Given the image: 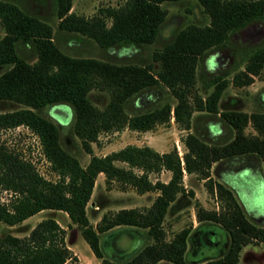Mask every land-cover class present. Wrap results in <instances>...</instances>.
<instances>
[{"label": "trees", "instance_id": "1", "mask_svg": "<svg viewBox=\"0 0 264 264\" xmlns=\"http://www.w3.org/2000/svg\"><path fill=\"white\" fill-rule=\"evenodd\" d=\"M161 1L122 0L116 5H100L89 16L71 11V0H53V4L58 28L77 32L108 48L120 42L152 43L166 14ZM197 1L208 15L207 23H186L151 51L148 62L116 63L61 51L53 41L49 23L14 2L0 0V64L7 65L0 72V99L21 105L0 111V130L27 127L36 135L44 158L56 174L55 179L43 176L21 150L0 140V193L8 192L5 199L0 198V221L13 225L41 209H52L66 217L62 219L66 227L78 228L101 264H186L190 226H182L166 237L163 219L177 194L192 193L183 185L182 175L193 173L219 202L217 209H206L195 200L196 219L214 222L228 233L226 248L199 264H237L243 245L264 243V224L249 220L232 189L211 175L213 163L253 154L261 162L264 180V111L218 107L220 94L229 82L242 86L255 76L264 80V43L252 50L243 67L230 78L211 72L205 83L210 89L205 94L195 84L199 59L208 49L222 46L233 29L264 16V0ZM16 42L29 43L35 59L22 57ZM154 62L158 63L156 67ZM157 87H165L174 101L138 112L125 111L129 98ZM91 89L107 93L105 104L97 106L90 100ZM60 101L72 107V131L89 154L85 164L61 146L58 126L37 111L47 103ZM193 111L217 114L231 128V136L222 143L200 138L190 130ZM170 119L185 131L180 135L184 146L181 154L174 146L158 151L147 144L133 143L102 155L92 151L91 142L102 131L124 127L143 131ZM247 125L252 132H245ZM164 169L169 171L167 180L149 177ZM98 173L103 174L107 187L115 182L120 188L129 185L136 192L154 191L155 195L147 206L104 211L92 224L86 203ZM60 221L45 216L24 235L0 234V264H80L65 243ZM116 225L144 229L150 240L128 258L111 260L103 254L99 233Z\"/></svg>", "mask_w": 264, "mask_h": 264}, {"label": "rangeland", "instance_id": "2", "mask_svg": "<svg viewBox=\"0 0 264 264\" xmlns=\"http://www.w3.org/2000/svg\"><path fill=\"white\" fill-rule=\"evenodd\" d=\"M8 1L16 3L26 12L35 14L49 23L52 28L53 41L61 51L75 56H94L116 63L148 62L151 51L167 42L180 27L188 22L196 24L208 22L207 13L197 0H163L160 5L165 8L166 14L152 43L132 44L120 42L108 48H103L86 36L58 28V19L54 12L53 0ZM120 1L122 0H71L70 10L76 14L89 16L100 5H116ZM2 33L3 29L0 24V35ZM263 43L264 16L256 17L247 24L230 31L227 41L222 46L208 49L199 59L196 65L195 83L199 92L205 94L209 91L210 87L205 83L207 76L211 72L222 73L230 78L234 71L243 67L245 59L252 53V50ZM16 48L19 54L27 61L35 59V54L29 43L16 42ZM157 64L154 62L153 66L156 67ZM5 68H7V65L0 64V72ZM140 93L133 95L126 101L125 111L127 113L149 109L163 101H174L165 87L149 90V95L143 100L140 97ZM222 93V108L264 111V80L258 76H255L249 84L242 86H235L229 82ZM88 96L97 106H102L108 99L105 91L96 89H91L88 92ZM20 106L14 101L0 99V111L19 108ZM37 111L58 126L61 146L73 154L81 164H85L89 154L83 150L79 139L72 131L73 110L71 105L65 101L47 103L38 108ZM192 126L194 132L200 138L211 143H222L232 133L231 128L214 114L209 115L207 122L193 120ZM244 130L247 133L253 131L250 125H247ZM0 140H4L9 145L21 150L43 176L50 179L56 178V174L50 169L49 162L44 158L40 150L36 135L27 127L18 125L13 128L0 130ZM156 141H159V147H162L163 143L170 145V148L172 146L176 147L179 154L184 150L180 135H176L175 131L170 129L166 123L158 124L147 131L125 127L120 130L102 131L98 134L97 140L91 142V148L93 153L102 155L127 143L150 145ZM243 170L247 174L240 176L239 171ZM211 172L214 179L217 178V180L231 187L236 200L249 220L256 224H264V180L261 176V162L256 155L247 154L227 157L215 165L213 164ZM164 173H150L149 177L152 180L156 177L164 180L168 176L166 172ZM239 178L247 180H244L246 181L245 183H236ZM182 182L185 183L186 189L192 190V193L179 194V199L184 202L182 205L184 208L177 216L178 219L176 220L178 221L174 224H166V221H164L163 225L167 229L166 237H170L174 231L182 226H190L184 258L186 264H199L208 258L218 256L226 248L228 233L214 222L202 221L198 223L194 215L195 206L193 204L195 200L206 209H217L219 206L217 199L206 191L203 180L191 173L187 178H182ZM154 195V191L136 192L129 185L120 188L115 182H112L107 187L104 184L103 174L99 173L95 177L87 204L88 219L93 223L96 221L97 216H100L104 211L114 210L120 206H147ZM7 196L8 192L6 191L0 193V198L2 199ZM40 213L41 217L55 216L59 221L61 218L60 223L65 229L64 237L66 241L72 242L71 244L83 259L89 258L91 261L86 259V261L82 262L83 264H101L100 259L91 253L78 228L75 225L70 227L64 225L62 219L65 220L66 217L50 209L42 210ZM193 223L195 226L192 227ZM31 224L30 218L26 222L21 221L13 225L0 221V234L9 232L21 236L28 232ZM149 240L144 230L136 227L119 226L99 233V242L103 254L111 260L128 258L129 255L135 253L141 245ZM249 244V247L254 250V252L249 254V260H252L251 264H256L258 260L264 264V243ZM160 263L172 264L171 262L163 261H158L156 264Z\"/></svg>", "mask_w": 264, "mask_h": 264}, {"label": "crops", "instance_id": "3", "mask_svg": "<svg viewBox=\"0 0 264 264\" xmlns=\"http://www.w3.org/2000/svg\"><path fill=\"white\" fill-rule=\"evenodd\" d=\"M149 90H153V89H148V90H144V91H142L141 93H140V97H142L141 99L143 100V99H145L148 95H149ZM222 92H223V90H222ZM221 92V94H220V97H219V99H218V107H219V109H223L222 108V105H221V100H222V93ZM209 115L210 114H207V113H205V112H202V111H193L192 112V121L194 120H203V121H205V122H207L208 120H209ZM215 116H217V114H215ZM166 124H168V127H170V129H173L174 131H175V134L177 135V134H179V135H181V134H183L185 131L184 130H182V129H178L177 127H176V124L174 123V121L172 120V119H170V121L168 122V123H166ZM158 124H156L155 126H157ZM126 128V127H125ZM151 129H153V128H151ZM151 129H148V130H151ZM193 129V127H191L190 128V130H192ZM143 131H147V130H143ZM159 141H156L154 144H150L151 146H153V148L154 149H156V150H158V151H165V150H168L170 147V145H167V143L165 144V143H163V145H162V147H159ZM156 145V146H155ZM214 165H215V163H213ZM213 164H212V166H213ZM243 167V166H242ZM161 173H164V172H166V174H168V176L164 179V180H167V178L169 177V171L168 170H161L160 171ZM99 174V173H98ZM165 174V173H164ZM191 173H183V175H182V178H184V177H186L187 178V176H189ZM239 174H240V176H245L246 174H247V172L245 171V170H243V171H239ZM211 175H213L212 174V172H211ZM217 179V178H216ZM244 180H247V179H244ZM242 178H239L238 180H236V183H245L246 181H244ZM238 181V182H237ZM242 181H244V182H242ZM183 185L185 186V183H183ZM230 187V186H229ZM186 188V187H185ZM231 188V187H230ZM180 195L179 194H177L176 195V197H175V199L174 200H172L169 204H168V206H167V208H166V212H165V214H164V219H163V223H164V221H166V224H169V223H176V221H178V220H176V219H178V215L182 212V210H183V204H184V202L183 201H181L180 199ZM182 198V197H181ZM87 204H88V202L86 203V213H87ZM95 206H97V205H95ZM94 206V207H95ZM131 206H133V205H131ZM120 207H130L129 205L128 206H120ZM119 208V207H118ZM117 209V208H116ZM42 210H46V209H41V210H39V211H37V212H35V213H33V214H31V215H29L28 217H26V218H24L23 220H22V222H26L29 218H30V221L32 222V224H31V226H30V228L35 224V222H37L39 219H41V218H43V217H41V215H39V214H41L40 212H42ZM50 210H52V209H50ZM34 216V218H32L31 219V217H33ZM99 218V216H97V218H96V220ZM95 223V221L92 223V224H94ZM198 223H199V221H198ZM197 223V224H198ZM173 224H172V226H173ZM119 226H126V225H116V226H114V227H112V228H115V227H119ZM164 226V225H163ZM193 226H195L194 225V223L192 224V227ZM127 227V226H126ZM29 228V229H30ZM111 228V229H112ZM164 228H165V226H164ZM181 228V227H180ZM111 229H109V230H111ZM142 230H144V229H142ZM165 230L167 231V229L165 228ZM178 230V229H177ZM65 243H66V245L68 246V248L72 251V253L78 258V262L80 263V264H83L82 262L83 261H86V259H88L89 260V258H85V259H83L82 258V256L78 253V251L75 249V247L71 244L72 242L70 241V242H67L66 241V239H65ZM250 246V244L249 243H247V244H245V245H243L242 246V248L240 249V251H239V254H238V261H237V264H240V261H242L241 262V264H251V261L252 260H249L250 258V256H249V254L250 253H252V252H254V250H252V248L251 247H249ZM252 246H254L253 244H252ZM91 251V250H90ZM92 253V252H91ZM93 254V253H92ZM94 256V255H93ZM90 261V260H89ZM91 262V261H90ZM256 264H262V262H260V260H258V262H256Z\"/></svg>", "mask_w": 264, "mask_h": 264}]
</instances>
